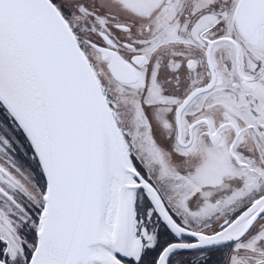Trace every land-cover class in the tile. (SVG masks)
I'll use <instances>...</instances> for the list:
<instances>
[{"label": "snow or ice", "instance_id": "snow-or-ice-1", "mask_svg": "<svg viewBox=\"0 0 264 264\" xmlns=\"http://www.w3.org/2000/svg\"><path fill=\"white\" fill-rule=\"evenodd\" d=\"M0 264H264V0H0Z\"/></svg>", "mask_w": 264, "mask_h": 264}]
</instances>
